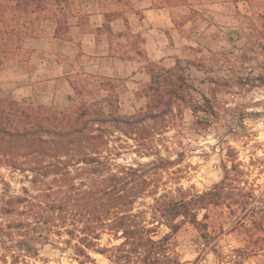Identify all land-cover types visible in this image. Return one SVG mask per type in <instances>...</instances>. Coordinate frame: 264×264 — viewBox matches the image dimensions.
I'll return each instance as SVG.
<instances>
[{"label": "rangeland", "instance_id": "rangeland-1", "mask_svg": "<svg viewBox=\"0 0 264 264\" xmlns=\"http://www.w3.org/2000/svg\"><path fill=\"white\" fill-rule=\"evenodd\" d=\"M196 2L203 5L201 15L196 17L200 29L196 36L201 52L185 51L189 57L185 59H194L195 63H201L202 68L189 62L182 65V73L189 86L187 101L179 102L164 117L146 120L134 127L106 125L97 139L99 147L96 156L109 160L112 172L120 173L124 166L144 170L149 184L137 199L136 209L147 208L154 202V196L165 192L172 193L175 198L185 196L189 199L195 194L213 190L224 179L227 170L231 175L235 174L233 166L236 165L242 172L237 178L239 182L235 184L254 199L245 207H229L230 199L218 206L211 204L198 214L205 227L186 223L174 235L172 242L183 264H264V218L260 216L264 212V86L250 85L243 89L237 84V77L254 78L264 71V52L260 50L264 46L261 35V31H264V19L261 18L264 15V0H253L251 8L244 12H239L232 5L227 14L216 4V0ZM49 8L66 14L60 33L64 36L69 25L77 19H84L86 15L85 6L79 0H68L59 6L49 5ZM55 26L53 20L40 23L36 36L48 35ZM33 57L36 58L33 65L38 66L42 53L35 55L23 45L5 57L6 65L3 68L16 67L15 70L22 71L23 61ZM215 78L230 84V87L217 88L214 98L216 112L213 115L203 111L194 112L192 99L203 101L205 96L213 97L212 79ZM74 79L76 83L85 85L87 91L82 90L81 94L73 92L65 99L46 101L31 97L22 101L68 110L81 101L92 102L105 96L99 87V78L81 72ZM13 81L10 74L0 75V89L4 95L13 97ZM115 84L122 113L131 114L146 106L147 97L133 96L124 80L118 79ZM76 159L65 158L71 160L72 171L67 181L57 182L50 175L45 180L46 184L39 182L37 185L29 181L31 171L26 172L30 175L26 179L21 172L0 163V194L4 181L9 182L18 193L23 185L34 192L50 186L56 188L61 184L65 190L73 185L80 189L106 185L97 182V169L100 168L94 170L93 166L83 163L79 164L82 169L77 168ZM253 209L260 211L256 217L261 227H254L250 216ZM205 213L207 218H204ZM16 219H25V216L0 213V223ZM169 231L167 225H160L155 238ZM52 237L57 240L60 236L52 234ZM63 237L68 235L64 233ZM120 242L121 239L117 240L107 233L99 240L100 246ZM54 243V240L38 243L37 254L17 262H13L8 253L7 259L1 258L4 251L0 248V264H81L74 256L73 249L64 248L63 243ZM90 254L93 260L85 264H112L102 253L91 251Z\"/></svg>", "mask_w": 264, "mask_h": 264}, {"label": "trees", "instance_id": "trees-1", "mask_svg": "<svg viewBox=\"0 0 264 264\" xmlns=\"http://www.w3.org/2000/svg\"><path fill=\"white\" fill-rule=\"evenodd\" d=\"M67 1L0 0V68L6 65L7 55L23 47L26 37L36 36L40 23L55 21L56 32L60 34L66 14L49 8V5L59 6ZM261 18L264 19V15ZM261 35L264 37V31H261ZM194 50L198 51L197 48ZM260 50L264 52V46ZM193 64L202 68L201 63H195L194 59ZM182 65L181 62L171 68L150 65L152 81L139 91V96L147 97L146 106L133 114L120 112L115 83L111 81L101 83L103 88L110 91L102 99L81 101L68 110L45 104H28L4 95L0 89L2 165L21 172L26 179L30 176L26 172L31 171L29 181L33 185L39 182L46 184L45 180L50 175L54 176L55 181L63 183L72 172L71 160L65 158L72 157L77 158V168H83L79 165L81 163L93 166L94 170L100 168L97 169V182L106 183L88 189L73 185L67 190L61 184L56 188H40L38 192L23 185L18 193L9 182L4 181L0 213L25 216V219L0 223V248L4 251L1 258L7 259L8 253L13 262L26 259L37 254L38 243L54 240V245L63 243L64 248L73 249L74 256L81 264L93 260L91 251L106 255L112 264H183L172 242L182 226L192 223L205 227L198 214L211 204L218 206L230 199L229 207H245L254 199L235 184L242 171L234 165L235 174L231 175L227 170L224 179L213 190L195 194L189 199L185 196L175 198L172 193L165 192L154 196V202L147 208L136 209L137 199L149 184L144 170L124 166L120 173L112 172L109 160L96 156L99 147L97 139L106 125L134 127L146 120L164 117L179 102L187 101L189 86L182 73ZM212 82L213 97L205 96L203 101L192 99L194 112L203 111L211 115L216 112L214 98L217 88L230 87V84L218 78L212 79ZM237 84L243 89L250 85L264 86V71L254 78L237 77ZM74 88L75 92L82 93L76 83ZM259 213L253 209L250 214L257 228L261 227L256 217ZM260 216L264 218V212ZM204 218H207V213ZM163 224L170 231L155 238L158 227ZM64 233L68 237L64 238ZM105 233L121 239V242L100 246L99 240ZM52 234L59 235V239H52Z\"/></svg>", "mask_w": 264, "mask_h": 264}, {"label": "crops", "instance_id": "crops-1", "mask_svg": "<svg viewBox=\"0 0 264 264\" xmlns=\"http://www.w3.org/2000/svg\"><path fill=\"white\" fill-rule=\"evenodd\" d=\"M79 1L85 6V18L69 25L67 35L57 34L55 26L46 36L25 38L24 47L35 55L42 53L38 66L33 65V57L23 61L22 71L0 69V75L10 74L14 80L15 99L68 98L75 92L74 77L81 72L99 78L105 96L110 91L101 83L121 79L139 97V91L152 81L150 65L171 68L178 62L193 63L185 59L189 58L185 51L197 48L201 52L196 17L203 5L196 0ZM252 1L216 0V4L227 14L232 5L239 12L247 11ZM76 84L87 91L85 85Z\"/></svg>", "mask_w": 264, "mask_h": 264}]
</instances>
